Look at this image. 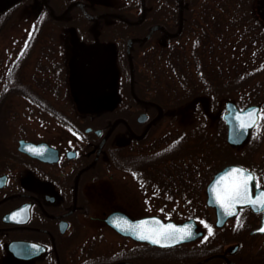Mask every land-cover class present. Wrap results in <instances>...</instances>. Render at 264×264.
I'll list each match as a JSON object with an SVG mask.
<instances>
[{"label": "flooded vegetation", "instance_id": "flooded-vegetation-1", "mask_svg": "<svg viewBox=\"0 0 264 264\" xmlns=\"http://www.w3.org/2000/svg\"><path fill=\"white\" fill-rule=\"evenodd\" d=\"M108 16L119 26L135 23L125 15ZM162 37L168 38L166 32ZM141 39L126 40H132L126 48L128 56ZM138 49L139 53L143 50ZM50 80L46 70L32 78L0 76L1 82L16 84L11 87L15 92L2 93L7 96L0 108L5 116L0 117V264H264V205L254 208L236 202L229 208L225 201L222 206L224 192L239 180V174L211 184L224 168L238 166L245 178L252 176L247 184L248 197L256 200L264 196V155H255L264 150V130L255 124L242 144L232 145L227 142L226 125L211 133L203 114L199 124L180 132L173 120L179 117L178 107L163 109L150 100L172 93L153 92L152 87L147 92L144 78H138L136 93L131 75L129 91L119 96L131 97L134 102L126 101L127 108L116 109L125 117L106 120L104 130L97 115L71 118L58 108L56 104L65 97L61 92L64 82H59V91H47ZM19 82L26 85L22 87ZM14 99L26 100V107H8ZM256 104L260 113L261 104ZM26 113L38 117L48 114L57 122L46 124L41 117L35 119L38 133L31 136L35 130L18 124ZM163 129L166 131L161 132ZM22 140L46 144L47 149L37 153L41 158L28 155L18 148ZM246 141L251 148L250 165L241 161L242 153L234 151ZM120 176L134 188L123 187ZM104 178L112 188L122 186L119 194L110 190L108 208L102 203L94 205V184ZM114 212L131 221L158 218L173 222L189 230L191 238L172 246H156L122 235L105 222ZM156 231L153 227L147 230L145 224L134 233ZM102 248L107 250L97 251Z\"/></svg>", "mask_w": 264, "mask_h": 264}, {"label": "rangeland", "instance_id": "rangeland-1", "mask_svg": "<svg viewBox=\"0 0 264 264\" xmlns=\"http://www.w3.org/2000/svg\"><path fill=\"white\" fill-rule=\"evenodd\" d=\"M13 1L0 0V10ZM54 1L56 4H63L68 0ZM78 1L83 3L82 6L85 12L90 16L94 15L92 22L89 24L81 20L74 22V19L79 14L71 10L65 15L66 17L56 20L57 23L51 22V24L44 26L43 29L45 31L42 30V38H40L39 43H35L28 61H26L24 67L21 69V75L32 78L42 76L44 70H46V73L49 71L52 83L47 85V91H59V82H62V84L64 82V86H61V92H65L64 101L60 100L59 104L55 99V102L57 103L56 106L68 113L71 118L76 116L82 118L91 115L98 116L106 113L105 111L108 114L111 111L116 112L115 105L118 103V98H120L118 88L120 82L124 79V72L120 67L118 59L120 49V43L117 41L118 37L113 39V36H116V27H119V25L110 22L108 14H111V12L106 10L125 7V1L128 2L130 0ZM250 2H252L254 15L261 19L262 26L264 27V0H250ZM41 4H43L42 0H29V2H25L23 7L14 16V19L6 25L0 34V58L13 61L19 55L26 45L24 40L25 35L31 31L33 22L41 9ZM103 23L105 25L101 26ZM105 31H108V33L103 36L100 35ZM91 34H94V41L91 39ZM156 37L150 43L152 46H167V40L160 35ZM192 39L187 41V48L191 46ZM224 40L223 38V42ZM182 42L185 43L184 38H182ZM223 42L214 41V46L210 48L209 52L207 54L203 53L204 57H197L195 59V62H197L195 65L199 67L205 65L202 71L208 73L209 77L216 82L222 83L240 79L256 66L263 65L264 53L262 51L253 54L247 47L239 50L240 44L237 48H225ZM14 43L15 45L12 46ZM16 43L18 44L16 45ZM203 50L200 49V54ZM5 72L4 67L0 69V76H3ZM160 73V86L162 89L171 91V93L172 89H175L174 92L182 93V86H179V80L169 72L166 66L161 67ZM63 87L65 88L63 89ZM174 92L172 95L176 96V92ZM263 97L264 72L248 78L241 85H237L235 92L217 95L214 99L209 95H203L198 98L181 100L180 105H177L180 112L179 117L173 118L174 125L180 132H188L194 127L193 125L201 122L202 119L200 118L204 114L203 119L206 129L214 133L222 124L221 115L224 112L226 101H231L238 107H245L250 104H256L253 103L256 100L262 102L264 100L262 99ZM9 103L8 107L19 110L26 107V100L24 99H14V101H9ZM24 115L20 118L18 124L28 131L35 130V119L40 117L41 119L43 118V123L46 124L57 122L48 114L40 117L28 113ZM36 129H38L37 126ZM165 131L164 129L161 130V132ZM37 133L36 131L31 136ZM234 151L238 155L242 153L243 159L241 161L249 164L251 158L248 155L251 154L250 143L246 141L243 147ZM255 155H264V150L262 153L260 152ZM247 156L249 157L245 158ZM118 180L123 187L134 188L132 185L129 186V181L126 177L120 176ZM110 190L113 194H119L122 192V186L112 188L107 178L94 184V205L98 207L102 203L104 208H108L109 205L106 198ZM94 214L96 213L94 212ZM106 250L107 248H102L97 251Z\"/></svg>", "mask_w": 264, "mask_h": 264}, {"label": "trees", "instance_id": "trees-1", "mask_svg": "<svg viewBox=\"0 0 264 264\" xmlns=\"http://www.w3.org/2000/svg\"><path fill=\"white\" fill-rule=\"evenodd\" d=\"M73 1L75 0H68L63 4H56L54 0H47L48 9L41 4V9L33 22L31 31L25 35L24 40L26 45L22 51L13 61L4 60L3 64L0 60V69L4 67L6 70L5 76H21V69L24 67L26 61H28L35 43H39L40 38H42L43 27L51 24V22L57 23L51 14L63 13ZM25 2H29V0H14L0 10V34L6 25L14 19V16L23 7ZM125 3V7L106 11L125 15L128 21H136L141 13L144 16L138 24L124 23L116 27L115 38L118 37L117 41L120 43L118 59L120 67L124 72V79L120 82L118 88L119 95L129 91L128 78L130 75L134 78V91L136 93H138V78L145 79L147 92H149V87H152L151 90L153 92L171 93V91L165 89L160 90L157 87L161 83L160 70L162 66H166L169 72L179 80V86H182V93L175 91L176 96H153L150 98V100L158 102L163 109L171 106L176 107L182 102L181 100L184 101L194 97L198 98L203 95H209L214 99L217 95L235 92L237 85H241L248 78L264 72L263 63V65L256 66L240 79L220 83L209 77L208 73L202 71L205 65L202 67L195 65L197 63L195 62L197 57H204L203 53L207 54L209 52L210 48L214 46V41L222 43L223 38L225 39L223 42L225 48H237L240 44L239 50L247 47L253 54L259 51L264 53V27L262 26L261 19L254 15L250 0H182V3L178 0H143V3L140 0H130L128 2L125 1ZM71 10L79 14H77L78 17L74 19V22L76 20L84 21L87 24L92 22L91 19L85 18L77 7H71L69 11ZM154 25H159L165 31L172 33L179 30V33L174 38H164L168 41L167 46L156 47L150 43L154 37L157 38V35L163 36L164 31L155 30L147 40L135 42L130 48L128 56L126 40L132 37L143 38L150 31V27ZM182 38H184L185 43L182 42ZM192 38V44L187 48V41H190ZM91 39L94 41V34H91ZM139 47L143 48L141 53L138 51ZM200 49H204L201 54ZM129 60L132 66H129ZM139 61L142 63L139 64ZM17 84L22 87L26 85L25 82H19ZM14 85L16 84L0 81V108L3 107L1 105L2 100L7 96L2 95V93L6 91L7 93L15 92L16 90L11 88ZM174 90L172 89V94ZM126 101H130L131 104L134 102L131 97L125 98L120 96L118 103L115 105V110L127 108ZM253 103L261 104L262 109L257 127L258 130L263 132L264 100L262 102L256 100ZM118 110L114 112L113 116L111 112L108 114L107 111H105L106 113L98 115V122L99 124H103L104 130L107 127L106 120L110 122L116 117H125ZM2 116L5 117L4 114H0V117ZM67 122H70V120L67 119ZM83 123L91 124L89 121H84Z\"/></svg>", "mask_w": 264, "mask_h": 264}, {"label": "water", "instance_id": "water-1", "mask_svg": "<svg viewBox=\"0 0 264 264\" xmlns=\"http://www.w3.org/2000/svg\"><path fill=\"white\" fill-rule=\"evenodd\" d=\"M179 1H181V0H179ZM43 2H45V0H43ZM72 6H77V7H80L82 9V6L79 2L73 3ZM82 12L85 16L90 17L88 14H86L84 12L83 9H82ZM62 16L63 15L54 16V18L55 19H61ZM156 29H160V26L152 27L151 32L153 30H156ZM177 33L168 34V36L173 37V36L177 35ZM148 37H149V35L145 36L142 40H146ZM131 42H132V40H128L127 45H130ZM251 112H255V115L250 116L249 113H251ZM258 112H259V106L258 105H250V106H247L244 109L240 110L231 101H227L225 103V109H224V113L222 115V118H223V120L227 126V142L229 144L239 145V144H242L244 142V140L247 137L249 130L251 128H253L254 125L258 121ZM118 121L119 120H116L114 122V124H116ZM18 148L20 151H22L28 155H32L34 157L41 158L40 155L39 156L37 155V153H41L42 148L47 149V145L43 144V143L33 144V143L27 142V141H20ZM234 168L235 169H241L238 166H228V167L224 168L221 172L216 174V176H214V179L212 180L211 184L216 185V183L218 182V180L220 178L225 177V176H229L230 170L234 169ZM14 211L5 215V217L10 216ZM217 213L220 214L219 211H217ZM223 219H225V216L222 218V220ZM105 222L107 225L112 227L118 233H120L122 235L132 236L133 238H135L137 240H139L138 237L140 235L139 234L136 235L134 233V230L138 229L139 225L144 226L146 224L147 230H150L151 227H153V229L157 230V231L164 230V229L175 230L173 235H175L177 237L182 236L183 232L181 230H184L183 226L174 224L173 222H163L162 220H160L158 218H144V219H140L137 221H131L124 214H122L120 212H114V213L109 214L105 218ZM146 235H151V233H147ZM198 235H199V233H196L195 237H197ZM189 238H191V237L188 236L186 238H183V239L179 240V242H174L173 240H163L162 239L160 244H153L150 242V240H147V239H141V240H144L145 242L150 243L152 245H156V246H172V245L187 241Z\"/></svg>", "mask_w": 264, "mask_h": 264}, {"label": "snow or ice", "instance_id": "snow-or-ice-1", "mask_svg": "<svg viewBox=\"0 0 264 264\" xmlns=\"http://www.w3.org/2000/svg\"><path fill=\"white\" fill-rule=\"evenodd\" d=\"M250 116H254L255 112L249 113ZM233 174H239V180L224 192L223 197L221 199V204L222 206H225V201L228 202L229 208L234 205L236 202H241V203H249L251 204L254 208L259 207L261 205H264V196L258 197L256 200H251L248 195H247V184L248 181L252 179L251 174H249L245 178V173L244 170L242 169H231L229 175ZM229 215H232V211L229 210L228 212ZM183 232L182 236H175L173 233L175 230H170V229H164L160 231H156L151 235H140L138 238L139 239H147L150 240L151 243L153 244H160L161 240H173L174 242H179V240L186 238L191 235L189 230H181ZM261 231H264V229H261ZM209 235H212V230L209 229Z\"/></svg>", "mask_w": 264, "mask_h": 264}]
</instances>
